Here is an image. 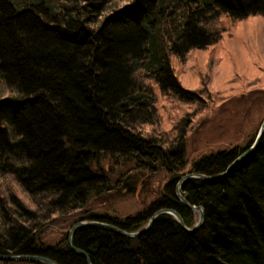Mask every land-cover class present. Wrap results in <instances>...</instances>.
<instances>
[{"label":"trees","instance_id":"obj_1","mask_svg":"<svg viewBox=\"0 0 264 264\" xmlns=\"http://www.w3.org/2000/svg\"><path fill=\"white\" fill-rule=\"evenodd\" d=\"M63 1L0 0V178L8 194L0 198V254L87 264L68 240L42 246L35 229L48 216L81 211L93 195L114 189L122 179L112 165L166 171L161 197L144 216L118 222L79 213L72 225L98 219L136 231L158 209L174 208L191 227L198 213L177 195L180 178L221 173L253 143L204 154L188 167L186 116L169 141L144 134L142 126L156 122L159 92L186 102L204 99L201 89L183 87L172 56L185 60L192 49L218 41L226 20L264 14V0H133L101 22L94 13L113 0H71L70 8ZM181 191L205 209L194 233L162 213L137 237L86 225L74 244L93 264H264V134L226 176L189 178Z\"/></svg>","mask_w":264,"mask_h":264},{"label":"rangeland","instance_id":"obj_2","mask_svg":"<svg viewBox=\"0 0 264 264\" xmlns=\"http://www.w3.org/2000/svg\"><path fill=\"white\" fill-rule=\"evenodd\" d=\"M70 1L64 0L63 3L70 8L73 5V1ZM132 1L113 0L102 13H94L95 18H98V21H94L101 22L105 15L128 6ZM82 5L83 3H79L77 9L81 10ZM226 21L228 23L225 22L224 26L227 29L218 41L204 49H192L185 60L172 56L175 73L183 87L201 89L204 93L203 101L186 102L159 92V115L157 114L156 122L142 126L144 134H158L169 141L178 132L175 126L186 116L182 124L185 121L189 124L185 154L188 167L204 154L237 146L246 147L255 139L264 121V14ZM146 80L152 82L147 78ZM119 163L112 165L114 177L122 179L114 189H106L101 195H93L81 211L60 212L44 219L39 225L40 230L35 229L42 246L68 240L72 222L80 214H103L123 222L129 217L144 216L149 212L162 195L168 173L164 170H137L135 168L139 167L135 163ZM227 167L218 174H228L232 169L227 172ZM2 183L3 179L0 178L1 200L8 197L1 190V187H5ZM16 191L18 197L27 202V207L37 209L19 188ZM196 213L199 218V212ZM59 248L64 247L62 245ZM40 263L0 259V264Z\"/></svg>","mask_w":264,"mask_h":264},{"label":"water","instance_id":"obj_3","mask_svg":"<svg viewBox=\"0 0 264 264\" xmlns=\"http://www.w3.org/2000/svg\"><path fill=\"white\" fill-rule=\"evenodd\" d=\"M263 134H264V121H263L262 126L260 127L252 145L248 149L244 150L235 160H233L229 164V166L227 167V172H229L231 169H233V167L238 163V161L243 159L245 156H247L249 153H251L252 151H254L258 147V145H259V143L263 137ZM226 174L227 173L208 175V174H204V173L189 172V173L183 175L182 178L179 180L177 187H176L177 195L179 196V198L182 200V202L186 206H188L190 209H192L195 212H199V219L194 226H191V227L188 226L185 222L183 215L178 210H176L174 208H160L150 217L148 223L144 227H142L141 229H139L137 231H127V230H125L119 226H116L113 223L98 220V219L77 221L76 223L73 224V226L71 227V229L69 231L68 243H69L72 250L79 252L84 256L87 264H93L90 254L87 251H85L84 249H82V248H80L74 244V236H75L77 230L83 226H86V225H96V226H99V227H102V228H105L108 230L119 232V233H121L127 237H137V236L143 234L144 232L148 231L152 227L154 221L156 220V218L160 214L170 213L177 218L181 227L187 233H194L202 226V224L204 222L205 209L203 206L193 204L188 200V198L182 193V191L180 189L182 183L185 182L189 178H204V179H208V180H214L217 178H221ZM0 259H2V260H16V261H20V260L35 261V262H41L44 264H61L57 260H55L54 258H51V257L46 256V255H42V254H23V253L22 254H0Z\"/></svg>","mask_w":264,"mask_h":264},{"label":"bare ground","instance_id":"obj_4","mask_svg":"<svg viewBox=\"0 0 264 264\" xmlns=\"http://www.w3.org/2000/svg\"><path fill=\"white\" fill-rule=\"evenodd\" d=\"M253 142H254V141H253ZM251 145H252V144H251ZM251 145H250V146H251ZM250 146H248L246 149H248ZM240 147H241V146H240ZM246 149H245V150H246ZM68 244H69V243H68ZM69 246H70V245H69ZM70 248H71V247H70Z\"/></svg>","mask_w":264,"mask_h":264}]
</instances>
